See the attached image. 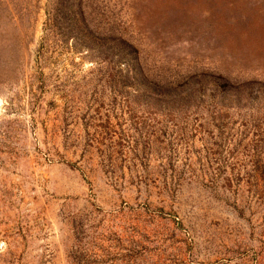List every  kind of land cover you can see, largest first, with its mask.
Listing matches in <instances>:
<instances>
[{
	"label": "rangeland",
	"instance_id": "rangeland-1",
	"mask_svg": "<svg viewBox=\"0 0 264 264\" xmlns=\"http://www.w3.org/2000/svg\"><path fill=\"white\" fill-rule=\"evenodd\" d=\"M0 264H264V0H0Z\"/></svg>",
	"mask_w": 264,
	"mask_h": 264
},
{
	"label": "trees",
	"instance_id": "trees-1",
	"mask_svg": "<svg viewBox=\"0 0 264 264\" xmlns=\"http://www.w3.org/2000/svg\"><path fill=\"white\" fill-rule=\"evenodd\" d=\"M54 22V24H56L55 22H59V18L58 16H53V18H51ZM50 19V20H51ZM131 47H129L130 49ZM132 50V48L130 49ZM134 59V58H133ZM128 72V71H127ZM136 76L134 77V80H135ZM133 80V79H132ZM186 82H188V79H184ZM127 83V82H126ZM132 84H128L127 83V86L130 87V88H134L138 93L140 92V88L139 86H131ZM184 84L179 83V82H176V83H173V82H170L168 84H166L165 86H163V88H160L159 87V83H156V84H151V83H147L146 84V88L141 90L142 92V95L146 98H149L151 100H156V101H159V100H164V99H172V98H175V96L177 97V103L179 104H182L186 101L192 103L193 105H198L199 103H205L207 102L206 104V111L208 113H210V116L213 117L214 119H220L221 116H220V112L222 110H228L230 109L231 107H226L225 103H226V100L222 95H218L216 94L214 91L211 92V95L208 98H206L205 100V89L201 88V89H198V87H196L195 89L193 90H189L187 95H184L186 94V92L182 95V93H178L176 95H173V89H177V90H181L183 92L184 88L182 87ZM150 87H152V90H150ZM202 87V86H200ZM197 108V107H195Z\"/></svg>",
	"mask_w": 264,
	"mask_h": 264
}]
</instances>
